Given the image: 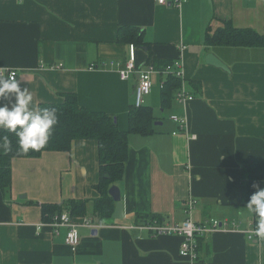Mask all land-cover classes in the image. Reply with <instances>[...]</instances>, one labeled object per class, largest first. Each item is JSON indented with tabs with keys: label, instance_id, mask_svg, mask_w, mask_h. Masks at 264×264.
I'll use <instances>...</instances> for the list:
<instances>
[{
	"label": "crops",
	"instance_id": "crops-1",
	"mask_svg": "<svg viewBox=\"0 0 264 264\" xmlns=\"http://www.w3.org/2000/svg\"><path fill=\"white\" fill-rule=\"evenodd\" d=\"M225 21L263 31L264 0H187L181 9L155 0H0V69L17 71L21 89L33 96L30 108L75 93L83 107L116 116L128 131L139 75L124 82L118 74L130 54L131 45L118 42L124 26L141 31L152 59L182 62L183 89L193 97L164 109L167 74L152 75L145 105L154 111L155 133L129 136L124 178L115 185L124 220L101 222L94 211L96 141H76L70 153L14 159L10 197L0 190V264H264L256 217L241 206L242 164L264 158V48L207 46V34ZM209 54L229 71L209 65ZM110 62L115 67L91 70ZM150 63L147 47L137 49L138 69ZM173 116L186 120L183 131ZM70 201L87 204L84 216L73 217L81 224L76 251L65 243L66 229L55 236L38 228L43 205ZM138 214L229 226L205 238L200 260L191 262L180 255L181 237L133 228ZM86 221L95 228L82 226Z\"/></svg>",
	"mask_w": 264,
	"mask_h": 264
},
{
	"label": "trees",
	"instance_id": "trees-1",
	"mask_svg": "<svg viewBox=\"0 0 264 264\" xmlns=\"http://www.w3.org/2000/svg\"><path fill=\"white\" fill-rule=\"evenodd\" d=\"M207 34V46L264 48V30L237 28L231 21H225L221 27ZM118 42L123 45H134L137 49L147 47L150 65L158 71H164L174 64L175 60H154L151 57L152 44L144 41L138 28L124 26L119 28ZM196 89H200L192 82ZM183 88L182 78L167 74L161 88V104L164 109L171 107L177 94ZM62 103L40 104L39 109H55L58 122L54 126L47 145L39 152L29 150L23 154L19 150L18 137L14 132L0 127V190L9 198L13 183L12 164L14 159H37L49 152L70 153L76 141H96L99 148L100 180L95 189L100 197L95 200L94 211L101 222L112 219L116 203L110 196V189L124 178L125 167L129 156V136H143L155 133V116L151 107L146 105L137 108L133 105L129 111V129L122 131L116 116L93 112L79 103L75 93H64ZM241 206L246 207L251 195L256 191L253 184L264 181V158L242 164ZM67 205L45 204L42 206L44 222H51L54 217L62 215L65 210L73 217L84 216L87 204L83 201H70ZM66 208V209H65ZM154 221L163 223L157 215H137L136 225L151 224ZM199 241L200 248L202 241Z\"/></svg>",
	"mask_w": 264,
	"mask_h": 264
},
{
	"label": "built area",
	"instance_id": "built-area-1",
	"mask_svg": "<svg viewBox=\"0 0 264 264\" xmlns=\"http://www.w3.org/2000/svg\"><path fill=\"white\" fill-rule=\"evenodd\" d=\"M187 0H155V2L160 6H172L177 9H181ZM115 67L114 62L103 63L101 66L93 65L91 70H100L101 68L107 70L109 68ZM154 73H161L163 75L172 74L178 78H183V65L180 60H176L173 65L168 66L164 71H158L154 66L150 65L148 69L139 70L137 67V48L134 45L130 46L129 59L124 65L118 68V74L122 81H129L135 74L139 75V83L136 90L135 106L140 108L145 105V98L152 93L153 81L152 75ZM10 74H15L18 78L17 71L0 69V76H9ZM176 100L179 102H188L193 100L185 89H181L177 94ZM172 121L179 124L181 130L183 131L186 127V120L180 118L179 116H173ZM192 202L190 206H193ZM81 226L74 218H72L70 211L65 210L62 215H58L53 218L51 222H42L38 228L43 229L44 227H49L52 229L55 236H59L61 229H66L65 243L73 251H76L77 247L81 242V237L79 234V227ZM82 226H88L95 228L89 221L84 222ZM229 226L227 222H222L219 220H208L204 223L194 222L192 219L188 218L180 224L173 223H159L154 221L151 224L136 225L135 229L142 232H148L152 236H179L182 238V243L180 246V255L183 259L189 260L191 262H197L200 260V243L201 239H205L208 236L214 234L219 230H226ZM255 235V232H253ZM256 236V235H255ZM249 239L253 240V235L249 234Z\"/></svg>",
	"mask_w": 264,
	"mask_h": 264
},
{
	"label": "clouds",
	"instance_id": "clouds-1",
	"mask_svg": "<svg viewBox=\"0 0 264 264\" xmlns=\"http://www.w3.org/2000/svg\"><path fill=\"white\" fill-rule=\"evenodd\" d=\"M5 100L8 103H3ZM32 101V94L27 88L21 89L15 74L0 78V127L15 133L23 154H28L29 150L39 152L43 149L58 122L55 109H32ZM253 188L256 191L251 195L246 209L255 215L254 232L264 242V188L259 184H253Z\"/></svg>",
	"mask_w": 264,
	"mask_h": 264
},
{
	"label": "water",
	"instance_id": "water-1",
	"mask_svg": "<svg viewBox=\"0 0 264 264\" xmlns=\"http://www.w3.org/2000/svg\"><path fill=\"white\" fill-rule=\"evenodd\" d=\"M206 62L209 65H212L216 68H220V69H223L225 71H229L228 67L214 54H209L206 57ZM160 125H161V123H160ZM109 194L113 198L114 202L116 203L115 212H114L112 218L115 220H119V221L124 220V218H125L124 206H123V203L121 201L122 196H121V191H120L119 187L113 186L110 189ZM93 233L96 234L97 231L94 230Z\"/></svg>",
	"mask_w": 264,
	"mask_h": 264
}]
</instances>
